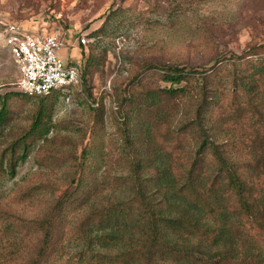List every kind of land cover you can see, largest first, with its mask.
<instances>
[{
	"label": "rangeland",
	"instance_id": "1",
	"mask_svg": "<svg viewBox=\"0 0 264 264\" xmlns=\"http://www.w3.org/2000/svg\"><path fill=\"white\" fill-rule=\"evenodd\" d=\"M7 24L59 34L60 56L81 68V84L48 99L22 94L4 43ZM155 64L195 70L197 77L208 72L206 127L254 182L261 212L237 215L253 264H264V0H0V157L17 159L23 137L29 153L15 177L0 172V264H29L39 242L31 227L69 195L49 264H77L73 233H83L92 208L120 192L127 144L136 150L150 137V147L168 154L177 176L200 159L204 165L199 133L178 132L195 119L199 101L193 94L161 95L169 85L162 72L147 68ZM146 92L161 95L158 105L143 106ZM125 98L126 111L118 105ZM84 152L85 168L77 169ZM212 161L209 153L206 163ZM13 233L24 236L17 255Z\"/></svg>",
	"mask_w": 264,
	"mask_h": 264
},
{
	"label": "trees",
	"instance_id": "2",
	"mask_svg": "<svg viewBox=\"0 0 264 264\" xmlns=\"http://www.w3.org/2000/svg\"><path fill=\"white\" fill-rule=\"evenodd\" d=\"M147 68L162 72L163 82L169 85L161 95L175 99L193 94L199 101L195 119L178 132L195 130L199 133L198 155L202 156L204 165L200 164V159L184 176H177L174 162L170 161L168 154L150 147V137H144L145 148L138 145L135 150L127 144L123 157L128 174L117 179L120 192L116 191L104 204L92 208L89 217L92 223L83 233H73L80 246L79 253L75 254L79 257L77 264L258 263L254 260L252 248L248 247L247 237L241 234L245 223L237 211L241 210L246 216L259 215L261 204L253 198L254 182L247 178L242 164L229 157L210 135L212 130L206 127V112L210 104L208 72L197 77L195 70L175 65L155 64ZM83 76L82 72V81ZM54 95L66 93L58 92L41 99ZM161 95L144 93L143 106L155 107L161 101ZM128 101V98L121 100L119 108L126 111ZM132 112L134 108L130 109V114ZM3 119L4 114H1L0 122ZM37 120L36 126L41 115ZM142 124L146 125L144 121ZM16 145L23 151L17 159L13 155L0 157V172L11 177L16 176L20 162L29 157L25 137ZM209 153L212 165L206 163ZM85 154L77 169L84 170L87 163ZM149 168L155 169V176L147 172ZM83 185L84 181L80 179L79 190ZM72 198V195L66 196L51 207L44 220L34 222L31 229L39 237V242L29 264H49L56 242V224L65 218L61 210ZM231 198L235 199L231 204L236 210L230 204ZM68 233L70 231L64 232L63 236ZM13 237L16 241L12 247L17 255L24 245V236L13 233ZM60 250L65 251L66 248Z\"/></svg>",
	"mask_w": 264,
	"mask_h": 264
},
{
	"label": "built area",
	"instance_id": "3",
	"mask_svg": "<svg viewBox=\"0 0 264 264\" xmlns=\"http://www.w3.org/2000/svg\"><path fill=\"white\" fill-rule=\"evenodd\" d=\"M4 35L20 72L18 88L26 97L68 93L81 84V68L67 64L60 56L65 44L59 34L30 32L17 24H7Z\"/></svg>",
	"mask_w": 264,
	"mask_h": 264
},
{
	"label": "crops",
	"instance_id": "4",
	"mask_svg": "<svg viewBox=\"0 0 264 264\" xmlns=\"http://www.w3.org/2000/svg\"><path fill=\"white\" fill-rule=\"evenodd\" d=\"M63 51V50H62Z\"/></svg>",
	"mask_w": 264,
	"mask_h": 264
}]
</instances>
